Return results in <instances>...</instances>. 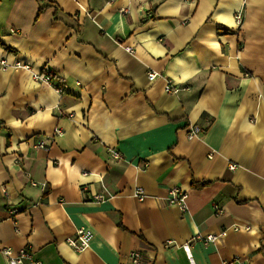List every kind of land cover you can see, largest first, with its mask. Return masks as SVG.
Here are the masks:
<instances>
[{
  "label": "crops",
  "instance_id": "obj_1",
  "mask_svg": "<svg viewBox=\"0 0 264 264\" xmlns=\"http://www.w3.org/2000/svg\"><path fill=\"white\" fill-rule=\"evenodd\" d=\"M0 61V264H264V0H0Z\"/></svg>",
  "mask_w": 264,
  "mask_h": 264
},
{
  "label": "built area",
  "instance_id": "obj_2",
  "mask_svg": "<svg viewBox=\"0 0 264 264\" xmlns=\"http://www.w3.org/2000/svg\"><path fill=\"white\" fill-rule=\"evenodd\" d=\"M236 22L239 24L241 22V14L238 13L235 16ZM125 50L128 53L133 54V49L130 47H125ZM18 67V66H17ZM7 66L4 61H0V69H6ZM148 80L149 81H154L157 77V74L154 72H150L147 74ZM35 78H41V80H44L46 82L51 83L50 76L48 75H40L36 76ZM179 88L172 84L170 80L166 81L164 91L167 94H177L179 92ZM59 115H62L61 112H59ZM70 117V115H69ZM199 131L197 129H193L189 133V137H193L197 135ZM60 132L59 130H56L52 136H49L47 141L45 142H39L36 147L40 149H45L49 150V146L51 143H53L54 138L56 136H59ZM113 156L117 157L118 154L115 152ZM234 166H230V169L232 170ZM133 196L137 198L139 201H143L146 198V195L144 194L143 190L140 188H135L133 190ZM93 199L95 201H100L101 197L100 196H94ZM166 201L169 205L177 207L182 213H186L188 211L187 207V194L178 189V188H173L168 191L167 196H166ZM237 229V228H236ZM224 235V232L218 235H207L206 237H198L197 239L201 240L204 244H208L210 242H214L217 240L219 237H222ZM93 237V234L90 230L85 229V228H80L76 231L73 237L67 238L65 241L68 244V246L76 251V252H82L85 249L89 247V244L91 242V239ZM171 244V242H167V245ZM2 253L7 257L9 260L10 264H41L40 261L35 260L32 256L31 250L29 247L22 248L18 250L17 252H14L11 249H4ZM130 261L131 264H139L140 260V253L139 252H131L130 253ZM221 264H229L228 262L222 261Z\"/></svg>",
  "mask_w": 264,
  "mask_h": 264
},
{
  "label": "trees",
  "instance_id": "obj_3",
  "mask_svg": "<svg viewBox=\"0 0 264 264\" xmlns=\"http://www.w3.org/2000/svg\"><path fill=\"white\" fill-rule=\"evenodd\" d=\"M51 80H52V78H51Z\"/></svg>",
  "mask_w": 264,
  "mask_h": 264
}]
</instances>
